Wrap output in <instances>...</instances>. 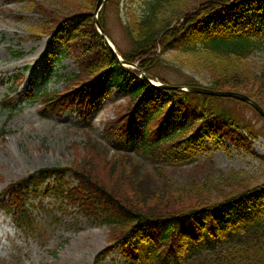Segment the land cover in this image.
<instances>
[{
    "label": "trees",
    "instance_id": "16d2710c",
    "mask_svg": "<svg viewBox=\"0 0 264 264\" xmlns=\"http://www.w3.org/2000/svg\"><path fill=\"white\" fill-rule=\"evenodd\" d=\"M6 1L26 2L35 11L42 7L37 0ZM185 1L145 0L144 13L133 15L126 25L132 46L122 52L125 61L142 59L140 67L149 77L164 83L166 79L155 73L159 66L178 71L204 69L210 72L211 89L243 91L263 106V96L257 92L252 96L248 89H264V69L255 70L260 73L256 76L248 66L254 62L251 57L264 52V36L252 21L247 22L246 13L255 5L259 17L264 16V0H198L192 10L182 5ZM96 3L94 0L78 8V13L64 15L56 34L63 56L80 60V51H84L88 65L80 64L79 72L65 79L64 90L45 91L41 98L45 108L54 113L72 106L87 115L97 93L107 87L115 85L128 96L127 110L109 123L114 134L133 150L115 155L120 157L116 158V175L120 170L119 180L128 181V192L120 193L112 184L115 192L80 165L47 167L39 177L30 175L8 185V198L1 205L20 227L30 226L25 205L30 186L71 170L80 181L71 200L87 214L113 215L108 219L113 241L107 250L120 244L134 261L145 257L157 264H264V180L246 185L221 172L215 179L204 176L183 184L168 180L161 190H152L128 162L130 155L144 154L143 158L155 161L154 168L164 175L167 165L194 164L197 148L193 146L204 137L235 140L233 131L239 134L244 128L254 135V130L242 127L240 119L217 97L155 87L138 71L119 63L103 45L94 25ZM160 45L163 52L155 56ZM188 80L185 84L200 86L196 79ZM36 94L37 90L33 94L31 89L25 90L4 105L16 106L30 99L24 95ZM84 143L103 150L98 143ZM185 197L192 199L185 201ZM230 203L239 207L240 226L230 219ZM244 205L252 212L245 214Z\"/></svg>",
    "mask_w": 264,
    "mask_h": 264
},
{
    "label": "rangeland",
    "instance_id": "374dc122",
    "mask_svg": "<svg viewBox=\"0 0 264 264\" xmlns=\"http://www.w3.org/2000/svg\"><path fill=\"white\" fill-rule=\"evenodd\" d=\"M37 1L42 7L35 11L26 2L0 0V101L5 95L14 93L13 88L17 85L13 81L17 75L37 81L39 87L62 91L64 86L60 77L74 74L80 64L85 67L89 63L84 51H80L82 62L60 56L61 46L51 43L48 31L57 26L64 15L76 14L78 8L83 9L94 0ZM143 1L108 0L104 7L103 21L108 37L119 51L131 48L125 25L132 14L142 15ZM196 1L186 0L182 5L192 10L198 5ZM250 15L257 17L255 7ZM261 25L257 23L258 27ZM248 67L256 76L260 75L257 71L259 67L264 69V55H256ZM168 69L163 74L174 83L192 77L207 85L210 79V72L204 69L184 68L183 72ZM255 88L253 91L248 89V93L252 96L255 92L261 94L264 107V89ZM97 96L98 99L90 103L85 118L79 109H69L72 106L59 113L45 111L39 100L28 101L13 111L0 107V195L6 185L36 175L40 169L68 165H80L110 188L113 189L112 184H115L118 192H128V181L119 180L120 170L116 175L119 165L116 158L120 157L115 156L114 150L104 147L111 146L118 137L112 131L110 121L118 119L129 103L115 87L107 88ZM219 101L240 118L242 124L251 122L257 139L236 131H233L235 140L203 138L193 146L198 147L197 162L164 166V175L154 168L155 161L143 158L144 154L130 155L128 162L141 179H147L150 184L146 186L161 190L168 180L183 184L204 176L215 179L221 172L236 176L246 185H256L264 180V118L252 106L236 99ZM115 105L118 106L114 108ZM86 141L100 144L103 150H96L85 144ZM129 152L132 153H126ZM124 166L128 169V164ZM48 181V186H42L37 195H31L27 204L35 217L34 232L18 229L0 209V264H133L121 247L114 248L104 259L103 256L97 258L113 241L106 221L113 215L86 214L68 202L65 191L75 183L72 175L51 177ZM191 199L184 198L185 201ZM237 215V207H232L230 219L239 221ZM141 264L151 263L141 260Z\"/></svg>",
    "mask_w": 264,
    "mask_h": 264
},
{
    "label": "water",
    "instance_id": "95a60500",
    "mask_svg": "<svg viewBox=\"0 0 264 264\" xmlns=\"http://www.w3.org/2000/svg\"><path fill=\"white\" fill-rule=\"evenodd\" d=\"M101 5H102V0H99L98 4H97V8H100ZM97 24L99 25V27H101L99 22H97ZM108 47H110V45H108ZM110 49L114 52L112 47H110ZM196 91L202 92V93H211V94L221 95V96H235V97H239V98L251 101L248 97H246L243 94H239V93H233V92H212V91H208V90H199V89H197ZM253 104H255L256 107L259 109V111L264 115V111L261 109V107H259L255 102H253Z\"/></svg>",
    "mask_w": 264,
    "mask_h": 264
}]
</instances>
